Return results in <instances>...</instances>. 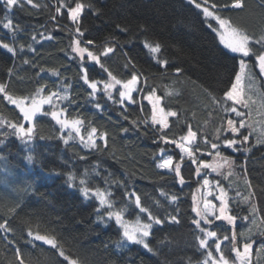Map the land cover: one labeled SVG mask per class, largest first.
Returning <instances> with one entry per match:
<instances>
[{"label": "trees", "instance_id": "16d2710c", "mask_svg": "<svg viewBox=\"0 0 264 264\" xmlns=\"http://www.w3.org/2000/svg\"><path fill=\"white\" fill-rule=\"evenodd\" d=\"M76 2L86 5L78 21L83 35L76 33L77 22L68 13ZM233 2L20 0L8 9L0 0V44L16 50L13 54L0 47V84L13 98L58 94L35 116L31 142L12 135L6 123L0 127V134L8 133L0 135L5 141L0 144V224L10 229H0V264H211L209 251L237 264L235 249L241 251L246 244L251 245L252 264H264V145L235 153L223 144L225 138H235L225 131L234 107L226 92L239 73L240 57L221 44L215 31L218 23L196 7L215 10L248 34L249 60L256 67L258 54L264 53V42L257 43L264 37V0H244L241 9L231 7ZM9 19L13 28L5 29ZM77 40L99 57V63L74 52ZM157 43L158 53L146 47ZM107 48L112 51L105 55ZM84 70L90 81L111 82L115 77L127 82L136 75L132 100L119 102V83L111 100L103 84L95 96L90 95L92 90L82 79ZM150 93L158 95L165 110L176 113L167 128L152 119L153 109L145 97ZM65 95L67 99H60ZM58 109L65 119L82 121L79 133L64 130L49 114ZM0 120L28 124L3 92ZM93 127L95 146L88 147ZM189 129L196 133L195 164L176 148ZM212 143L219 145L222 156L234 158V176H210L229 194L230 215L236 220L229 223L215 217L201 224L217 234L204 248L199 240L205 233L193 223L198 220L194 197L202 184L195 169L199 161L215 156ZM27 155L33 156L31 162ZM165 156L180 163L179 176L158 167ZM70 174L75 177L71 182ZM83 187L92 195L85 197ZM96 190L108 193L111 207L101 205ZM108 211L152 223L150 212L164 221L152 224L147 238L152 251L128 241ZM37 235L54 239L56 247L36 240Z\"/></svg>", "mask_w": 264, "mask_h": 264}, {"label": "snow or ice", "instance_id": "6c2138e0", "mask_svg": "<svg viewBox=\"0 0 264 264\" xmlns=\"http://www.w3.org/2000/svg\"><path fill=\"white\" fill-rule=\"evenodd\" d=\"M193 3H195V0H192ZM28 4H32V0H27ZM5 4L7 6L8 9H11L13 6H18L20 4V0H5ZM86 5L84 3L81 2H76L74 7H68V13L72 19V21L77 22V27L75 28L76 33H79L80 35H83L80 32V27L78 25V21H79V17L82 14V12L85 10ZM87 7H91V5H87ZM196 7L199 8L201 7L200 4H196ZM231 7L236 8V9H241L244 7V0H234V2L232 3ZM57 11L59 12L60 9L58 8ZM204 15L206 17H213L214 19L218 20L220 23L221 28L224 29V31L221 33V40L225 43V45L233 52V53H239L244 57H248L250 52H251V48L249 47L250 44V40L251 37L246 34L243 31H240L239 29L236 28H232L230 25H228V21L223 20L220 18V16L215 14V10L213 11H209L208 7H204L202 9ZM227 26V27H226ZM3 27L5 29H12L13 28V23L12 21L9 19L7 21V23L3 24ZM124 31H126L127 29H123ZM264 42V37L261 38L260 41H257V43H262ZM88 44H91L92 41H88ZM80 45V41L77 40L76 41V46L74 47V52L78 53L80 55L81 58H83L84 53L88 52L87 48H81L79 47ZM0 47L6 49L8 52H11L13 54H15V49L9 47L8 44H0ZM146 47L149 48V50L153 53H158L161 50V46L157 43L155 45H151V44H146ZM112 49L111 48H107L105 50V55L108 52H111ZM88 56L95 62L99 63V57L96 55H93L91 52H88ZM257 59L259 61L260 64V68L261 71H264V53L258 54ZM166 63V61H165ZM101 68H103V65H100ZM239 67H240V74L236 75V84L232 85V90L227 91L226 92V97L236 103H243L245 104V106H247V102L242 100L241 97L239 96V94L236 93V88L238 86V84L240 83L241 79H242V74L244 73L245 68L247 67L245 64L244 60H241L239 63ZM58 74V73H57ZM109 76H111V74L109 73ZM82 79L84 81L85 84H87L90 89L92 90L90 92V95L95 96L98 90V85L99 84H103V91L107 94V98L109 100L113 99L112 96V90L115 86V84L120 83V81H117L115 79V77H112L111 82H102V81H95L92 80L90 81L87 75L86 70L83 71V76ZM137 76L133 75L132 78L125 82L123 84V88L124 91H120L119 92V97H120V103L123 104L125 99L131 100V93L132 91H134V86L137 83ZM0 92H3L4 95L6 96V98L9 100L10 103L17 105V107H19L20 111L23 113V117L25 120L31 122L34 120V117L41 112L42 110V105L44 104H53V98L56 97L58 94L57 93H52L51 95L47 96L46 98H41L40 100H36L33 99L32 100V106L31 108H26L24 106V101L23 100H18V99H14L11 95H8V93L5 91V85L0 84ZM153 95L152 93H150L148 95V99L152 100L153 99ZM60 99H67V96H61ZM159 99V98H157ZM55 107V105H54ZM96 107L99 109L101 108V105L97 104ZM154 109H155V105H153ZM233 112L236 113L237 116L239 117H243L244 113L237 111V109L234 107L231 109ZM161 113H163V109L159 110ZM63 110H61L60 112L58 111H51L49 114L56 119L57 123L60 124L61 128H71L73 131H75L76 133L80 132V127L79 125L82 124V121L80 120H72L69 121L67 119H60V116L62 114ZM168 115H172L175 116L176 113L175 112H171L168 113ZM154 122L157 123H161L163 124L164 128L168 127L167 121L166 119H159L157 120L156 115L154 114L152 117ZM7 124V126L12 130V135H16L18 136L22 142L28 143L31 142L34 137H35V126L33 127H28L25 128L23 124H14L11 123L10 121H2L0 120V127H3L4 124ZM135 123V121L133 122ZM245 127V122L243 119H241L239 126L236 125V122L234 120L229 119L227 121V128L225 129V131H228L230 133L233 134H237L240 133L241 128ZM249 127H251V125H249ZM96 128H91V131L88 133V140H87V146L88 147H94L95 146V141L93 139L94 134L96 133ZM124 131H127V129H124ZM0 135H3L4 137H7L8 133H2ZM105 136L107 135V133L104 134ZM241 135V139L237 140L236 138L233 139H224L223 140V144L230 149H233L235 151H239L240 149L237 148V145H243L244 141L248 140V135H243L242 133H240ZM196 137V133L191 131V129H189L188 135L187 137H185L184 139H193ZM62 139H64V137H61ZM68 138H72V132L70 131L68 134ZM80 141L81 143H84V137L81 136L80 137ZM5 141L4 139H0V144H3ZM165 142H167L165 140ZM258 142H264V141H258ZM64 143L67 144L68 143V139H64ZM211 148L212 149H216V157L219 159H223V161L228 164L229 166L232 165L233 161L228 158V157H221L220 151H219V145L217 143H212L211 144ZM247 150V149H245ZM161 153L164 152V149L161 148L160 149ZM185 155L188 157V159L195 164L196 163V156L191 152L190 149H183ZM3 157H0V159H2ZM26 159L31 162L33 160V156L32 155H27ZM221 165L219 164H209L207 162L201 163L200 165L197 166V168L195 169L197 175H199V173L201 172L202 169H208V168H212L213 171H218V169L220 168ZM159 168L162 169H173V159L172 157H168L166 159H163L162 163H160L158 165ZM180 168L181 165L180 163H177L173 169V171L179 176L180 174ZM75 179V177L73 175H69L68 176V180L69 182L73 181ZM81 185H83L85 182L83 180L80 181ZM179 183L183 184L184 183V179L182 176H180L179 179ZM209 180L208 179H204L203 181V185L207 186L209 185ZM219 187V185H217ZM83 195L85 197H88L89 195H92V193H90V190L88 188H82L81 189ZM94 195L96 197L99 198V201L101 203V205H104L106 203H108L107 197L105 196V194L101 193L100 191H97L94 193ZM172 200L175 201L176 200V196L173 195L172 196ZM219 200H220V208H219V213L220 215L216 216V219H224L227 220L229 223H234L236 220L235 216L232 215H226V211L228 208V200H227V193L224 191L223 188H220V195H219ZM135 202L137 205L140 204V197L137 196L135 199ZM109 207H111V205H109ZM214 206L211 205L210 203H208L207 201H205L204 203V212H199L198 211V215L201 216V219L203 220H207V214L209 212H212V214H215L213 211ZM144 212H148L147 209L143 210ZM149 217L152 219V223H145V224H141L139 219H137L136 224L137 227L135 229H130L128 224L125 223L123 221L122 218V213L121 212H113V211H108L107 212V216L112 219L114 218L115 222L123 228V236L130 242L135 243V244H140L143 246L144 249H147L148 251H152V249L149 247V243L147 242L146 238L150 236V229L152 228V224H161L164 221H161L157 218H154L151 216V213H148ZM201 219L195 220L193 223L197 226V228L200 229V231L205 232V238H202L199 240V244L201 247L207 248L208 247V238L211 237H216L217 234L214 231H207L205 228H201ZM171 220L173 222H176V217L172 216ZM210 223V222H209ZM0 229H3L5 232L10 231V229L7 228L6 223L5 224H0ZM36 240H40V241H44L45 243L52 245L53 247H56V241L54 239H50L44 236H39L37 235L35 237ZM224 239H228V237H224ZM233 239H235V235H233ZM245 254L242 255L238 249H235L237 252V256L241 258L242 260V264H247L246 262V254H247V250L251 247V245L246 244L245 246ZM264 247V246H262ZM221 248V244L219 242L215 243V249L217 251H219ZM63 251L60 252V255H63ZM17 255H19V253L17 252ZM212 253L211 251L208 252V256L211 257ZM22 264V261H21ZM71 264H77L76 261H72ZM205 264H207V262H205ZM220 264H228V261L226 259L223 258V254L221 253V259H220Z\"/></svg>", "mask_w": 264, "mask_h": 264}, {"label": "rangeland", "instance_id": "374dc122", "mask_svg": "<svg viewBox=\"0 0 264 264\" xmlns=\"http://www.w3.org/2000/svg\"><path fill=\"white\" fill-rule=\"evenodd\" d=\"M204 7L205 6L201 5L200 8L203 9ZM209 11H211L210 8H209ZM207 18L208 19H214L213 17H207ZM220 18L223 19V20H226V19H224L222 17H220ZM214 20L219 25L218 29H216L215 31L218 34V37H219V40H220L221 44L229 52L233 53L225 45V43L221 40V33L224 31V29L221 28L220 23H219L218 20H216V19H214ZM228 25H230L232 28H234L229 22H228ZM75 46H76V43H75ZM79 47L86 48V47H83L81 45H79ZM88 52H90V51L88 50ZM88 52L84 53V55L88 56ZM233 54L238 55L240 57V61L244 60L246 66H247L245 68V70H244V73L242 74V79H241L240 83L238 84V86L236 88V93L239 94V96L241 97L242 100L247 102V106H245V104H243V103H236V102L233 101L234 107L237 109V111L244 113V116L243 117H239V116L236 115L235 112L230 110V114L233 115V118H230V119L234 120L236 122L237 126H239V123H240L241 119L244 120L245 127L241 128L240 133H242L243 135H248L249 138H248L247 141L243 142L242 146L238 144L237 148H239L242 152H248L255 145L256 146L264 145V142H258V141H264V71H261L258 59H257L256 67H254L252 62L249 60V56L250 55L248 57H244V56H242L239 53H233ZM238 74H240V70H239ZM124 83L125 82H120L119 83L120 87H121V91H124V88H123V84ZM236 83H237V81L235 79L234 84H236ZM137 84H138V82L134 86V89L136 88ZM230 90H232V87H231ZM152 94H154L152 100H149L147 98L149 94L147 96H145V97H146L147 101L150 102V104L152 106V109H153V113L156 115L157 120L166 119L167 124H168L169 118L172 116V115H168V113H171V112H169V111H167V110H165L163 108L161 100H160V98L158 97L157 94H155V93H152ZM131 97H132V93H131ZM41 98H46V97H44L42 95H39V96H36V97H34L32 99H28V100L27 99H19V98H14V99L23 100L24 101V106L26 108H31L32 100L33 99L40 100ZM157 98H159V99H157ZM125 100H128V99H125ZM131 100H128V101H131ZM44 105H47V104H44ZM44 105H42L41 112L43 111ZM153 105H155V109H154ZM15 106L17 107V105H15ZM17 108L19 109V107H17ZM160 109H163V113H161L159 111ZM56 111L60 112L61 110L58 109ZM60 119H65L63 117V114H61ZM25 123H28L26 126H24L25 128L33 127V121L29 122V121L25 120ZM155 123H157V122H155ZM157 124H159L160 126L163 127V124H161V123H157ZM249 125H251V127H249ZM63 129L64 130H72L70 127L69 128H63ZM240 133L234 134V136H235V138L237 140L241 139ZM187 135L185 137H187ZM185 137H183L176 144V148L179 150V152L181 154V157L182 158H188L185 155L184 151H183V149H185V148L190 149L191 152L196 156L197 151H196V146H195L194 140L191 139V138L184 139ZM245 149H247V150H245ZM233 151L235 153H239V151H235V150H233ZM207 155L209 156V154H207ZM168 157L169 156H165L163 159H166ZM221 157H225V156L221 155ZM228 158H230L233 161L231 166L226 164L223 161V159L217 158L216 157V153H215V156H212V158L209 159V160H203V161L201 160V161H199V165L201 163H204V162H207L209 164H219V165H221L220 168L218 169V171H213L212 168H208V169H202L201 172L199 173L200 175H202V180H201L202 184H201V187L198 189V191H197V193H196V195L194 197L195 212L197 214L198 219H201V216L198 215V211L201 212V213L204 212V203H205V201H207L208 203H210L211 205L214 206L213 211L215 213V214H212V212H209L207 214V217H208L207 220L205 221V220L201 219V224H203V223L206 224V223H208V219L215 218L216 216L220 215L219 208H220L221 204H220V200H219V195H220V188H223V186H221L218 183V181L216 179H213L210 175L211 174H217V175L222 176V178H224V179H228V178H231L232 176H234L235 175L234 158H232V157H228ZM163 159L160 161V163H162ZM176 164L177 163L173 159V169H174ZM173 169H163V170L168 171V172H172ZM205 170H207V171H205ZM204 179H208L209 180V182H210L209 185H207V186L203 185ZM217 185H219V187ZM83 188H85V187H83ZM97 191H100V190H96L93 193H95ZM224 191L227 193V191L225 189H224ZM100 192L105 194L106 197H108V193L103 192V191H100ZM107 200H108V198H107ZM227 200H228V208H227V211H226V215H230V205H229V194L228 193H227ZM102 206L103 207L109 206V201H108V203H106V204H104ZM122 218H123V221L128 224L130 229H135L137 227V224H136L137 220L130 221V220L125 219L123 216H122ZM140 223L141 224H145L142 221H140ZM200 227H201V225H200ZM147 238H146V240H147ZM42 242H44V241H42ZM239 252L242 255H244L245 254V247H243V249L241 251H239ZM236 258H237V262L236 263L237 264H242L241 258L238 257V256H236ZM220 259H221V256H218V257L211 256V261L210 262H211V264H220ZM252 261H253V257H252V254H251V250L248 249L247 250V254H246V262H247V264H252ZM71 262L72 261H70V264H71ZM228 264H231V263L228 261Z\"/></svg>", "mask_w": 264, "mask_h": 264}]
</instances>
